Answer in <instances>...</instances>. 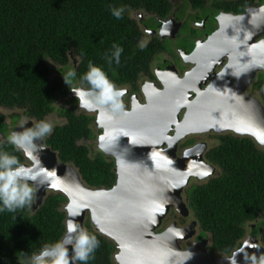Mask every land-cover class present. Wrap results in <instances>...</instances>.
<instances>
[{"label":"trees","instance_id":"1","mask_svg":"<svg viewBox=\"0 0 264 264\" xmlns=\"http://www.w3.org/2000/svg\"><path fill=\"white\" fill-rule=\"evenodd\" d=\"M109 5L124 7L123 18L113 17ZM166 8V0H0V121L6 122L4 112H24L28 119L24 121H38L59 109L65 121L54 127L46 145L60 162L74 166L86 186L111 189L116 182L114 160L94 155V117L56 105L58 95L66 96L69 88L62 73L74 69L73 84H80L79 77L91 61L103 68L114 85L132 83L148 71L161 44L141 45L140 30L130 12ZM113 43L121 45L123 53L120 64L109 67L103 56ZM17 119L20 122L21 117ZM0 142L5 151L27 163L1 132ZM205 159L219 168L220 175L192 187L189 197L196 219L212 236V251L231 254L256 223L264 246V148L249 137L227 135ZM66 204L63 194L50 192L36 210L34 203L31 210L0 214V264H22L25 254L62 239ZM85 229L100 241L88 264H116L115 243L89 220Z\"/></svg>","mask_w":264,"mask_h":264},{"label":"water","instance_id":"2","mask_svg":"<svg viewBox=\"0 0 264 264\" xmlns=\"http://www.w3.org/2000/svg\"><path fill=\"white\" fill-rule=\"evenodd\" d=\"M227 44L200 43L198 55L218 62L221 53L229 48ZM206 73L203 71L181 82L173 73L171 79H174L167 78L161 91L147 85L143 89L145 104L141 106L135 101L130 110L122 103L125 93L122 90L123 107L117 111H89L78 104L86 113L96 114L97 148L114 159L116 182L111 189L86 186L74 166L60 162L58 154L44 140L39 164L46 173L40 179L46 182L35 195L34 210L50 192L63 194L67 198L66 226L76 222L85 228L89 220L97 232L115 243L116 264H250L252 255H264L260 234L254 229L240 242V248L215 262L208 260L206 242L188 250L180 246L181 241L196 233V222L184 228L173 222L162 232H156L162 228L171 209L182 216L189 214L186 188L190 180L203 181L216 169L205 161L206 145L195 146L177 157L175 153L183 139L196 133L230 132L249 137L264 147V107L259 100L245 96L254 70L250 79L235 89L239 90L237 93L224 89L223 82L219 85L217 80L195 96L194 80L198 79L200 86ZM183 110L185 116L180 121ZM27 122L25 126L30 127L32 121ZM13 130L21 129L18 126ZM172 130L174 133L170 136ZM8 135L1 137L6 140ZM26 161V166H33L31 159ZM182 193L186 195L185 200Z\"/></svg>","mask_w":264,"mask_h":264},{"label":"flooded vegetation","instance_id":"3","mask_svg":"<svg viewBox=\"0 0 264 264\" xmlns=\"http://www.w3.org/2000/svg\"><path fill=\"white\" fill-rule=\"evenodd\" d=\"M166 1L167 8L164 9L165 11L161 9L160 11L155 10L152 12L148 10L130 12L131 18L134 19L140 30L141 45L148 47L153 42H160L161 45L159 55L151 62L147 72L140 74L132 83L115 85L119 91L125 92L122 98L125 109L130 110L132 103L135 101H139L141 106L145 104L146 99L143 89L147 85H154L157 91L164 90L163 83L165 84L167 78L171 79V74L173 73L181 82L185 78H191L201 74L203 71L205 73L208 71L204 75L200 86L197 85L198 79L194 80L192 88L197 87L195 92V96H197L213 86L217 80L219 85L223 82L224 89L233 90L234 93H237L239 90L235 89H240L250 79L253 70L254 77L246 85L245 96L259 100L264 107V0ZM245 15L247 17L242 19V16ZM221 23L223 25L219 27ZM204 42H221V44L228 42L227 46L229 48L223 54L221 53L218 62H215L214 60H208V57L198 55V45ZM185 80L187 81V79ZM63 86L65 87L66 85ZM79 87L84 86L72 83L66 96L58 95L56 105L67 110L74 109L75 113L83 111L73 103L76 98L75 93L71 89H78ZM185 89L187 90V88ZM76 101L78 102L77 99ZM57 111L59 114V109ZM91 116L96 120V114ZM184 116L185 110L179 115L180 121ZM64 121L65 117H60L59 122L57 121L55 124H60ZM94 124L96 125L95 121ZM18 126L20 127V123ZM173 133L174 130L169 135L172 136ZM225 135L243 137L230 132L217 134L214 131L191 134L180 142L175 155L181 157L185 151L195 146L206 145L205 158L206 153L218 146L222 141V137H226ZM93 142H97V139ZM166 147L167 145L164 146L162 154H164ZM95 151L94 155L97 153L102 154L98 148H95ZM212 166L216 168L215 172L207 179L200 181L192 178L190 180L186 188L188 196L192 187L220 175L219 168L215 165ZM182 196L185 200V193H182ZM188 209L189 214L187 216H182L171 209L163 221L162 228H159L156 232H162L173 222L179 228L187 227L196 222V233L192 238L181 241V248L188 250L195 244L206 242L205 247L210 262H215L217 259L228 255L212 251V236L209 232L202 229L196 219L190 206V197ZM258 225L259 223L250 225V230L245 232L244 237H247ZM256 233L261 235L262 229L256 228ZM239 243L235 250L240 248L241 243Z\"/></svg>","mask_w":264,"mask_h":264},{"label":"clouds","instance_id":"4","mask_svg":"<svg viewBox=\"0 0 264 264\" xmlns=\"http://www.w3.org/2000/svg\"><path fill=\"white\" fill-rule=\"evenodd\" d=\"M110 14L116 19H122L124 7L109 5ZM123 47L117 43L104 53L103 59L111 67L119 65ZM64 82L71 86L77 73L74 69L62 73ZM81 85L78 89H71L79 101V107L93 110L117 111L123 107L121 93L109 80L102 67L88 63V69L79 77ZM83 112V111H81ZM32 121V120H31ZM20 122V131L13 130L6 137V143L11 145L14 152H21L33 162V166H26L19 157L5 151L0 142V214H18L31 210L35 203V195L46 181L40 179L46 173L40 167L39 153L43 151V141L49 137L54 124L50 120L42 119ZM256 143V142H255ZM74 215V214H73ZM17 217V216H16ZM100 246L97 236L76 222H69L62 239L44 244L31 255L25 254L22 264H88L94 258ZM71 249V255L69 250ZM191 253H189L190 258ZM250 264H264V255H252Z\"/></svg>","mask_w":264,"mask_h":264},{"label":"rangeland","instance_id":"5","mask_svg":"<svg viewBox=\"0 0 264 264\" xmlns=\"http://www.w3.org/2000/svg\"><path fill=\"white\" fill-rule=\"evenodd\" d=\"M55 70L57 71V70H62V69H55ZM55 75H57L56 72H55V74H53V76H55ZM56 78L58 79L57 76H56ZM73 103H76V99L73 100ZM78 104H79V102H77V104H76L77 107H78ZM57 106H59V105H57ZM12 116L15 117V118H12ZM17 116L21 117L20 122L22 120H28L27 117H26V114L24 112H20V111L4 112V117L6 119V122H9V123L7 124V126H5L6 122L2 123L0 121V132H1V135L2 134H10L11 128L14 129V128L18 127L20 122L17 119ZM60 117L61 116L58 114V111L56 110V112H54L53 114L48 116L47 120H50L51 122H53L54 127H56L58 124H55V122H57V121L59 122V118ZM15 123H17V124H15ZM62 123H60V124H62ZM97 145H98V142H95V148H97Z\"/></svg>","mask_w":264,"mask_h":264},{"label":"bare ground","instance_id":"6","mask_svg":"<svg viewBox=\"0 0 264 264\" xmlns=\"http://www.w3.org/2000/svg\"><path fill=\"white\" fill-rule=\"evenodd\" d=\"M66 164V163H65Z\"/></svg>","mask_w":264,"mask_h":264}]
</instances>
